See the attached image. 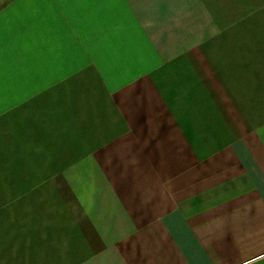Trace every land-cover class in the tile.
Here are the masks:
<instances>
[{"label": "crops", "instance_id": "0c3cea01", "mask_svg": "<svg viewBox=\"0 0 264 264\" xmlns=\"http://www.w3.org/2000/svg\"><path fill=\"white\" fill-rule=\"evenodd\" d=\"M0 264H264V0H0Z\"/></svg>", "mask_w": 264, "mask_h": 264}]
</instances>
